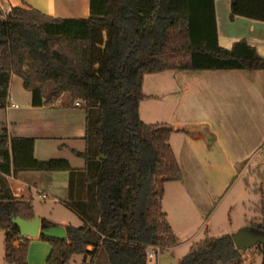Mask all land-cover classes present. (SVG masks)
<instances>
[{"label": "trees", "instance_id": "trees-1", "mask_svg": "<svg viewBox=\"0 0 264 264\" xmlns=\"http://www.w3.org/2000/svg\"><path fill=\"white\" fill-rule=\"evenodd\" d=\"M231 16L264 22V0H230ZM264 70V58L244 39L219 45L214 0H89V15L62 18L36 8L0 13V108L18 76L32 106L51 107L64 95L85 112L84 160L37 159L34 139L0 130V230L4 260L28 264L29 238L12 216L33 219L29 199L16 197L6 175L66 171L63 204L81 220L66 225L67 239L39 235L51 246L47 264H148V253L179 244L162 198L167 182L182 176L169 144L174 128L139 115L145 74L164 70ZM182 130H185L184 128ZM262 220L249 223L264 234ZM42 227L53 225L46 219ZM264 262V244L257 246ZM230 234L194 241L178 264H241Z\"/></svg>", "mask_w": 264, "mask_h": 264}, {"label": "crops", "instance_id": "crops-1", "mask_svg": "<svg viewBox=\"0 0 264 264\" xmlns=\"http://www.w3.org/2000/svg\"><path fill=\"white\" fill-rule=\"evenodd\" d=\"M230 5V0H214L219 45L230 48L234 42L244 39L264 58V22L238 15L232 17ZM14 6L33 7L62 18L89 15V0H0V13L5 15ZM147 76H151L148 81ZM24 90L21 79L12 75L7 105L0 108V130L5 128L14 137L33 138V154L37 159H67L69 156L63 151L72 154L83 151L85 112L80 104H61L60 98L51 107L32 106L31 93L27 91L26 94ZM142 92L140 118L146 123H168L174 128L169 144L182 172L179 180L165 184L162 208L167 186L174 183L176 199L179 202L186 200L199 215H204L214 209V203L221 201L239 176H249L244 180L245 191L259 195L252 207L258 214L252 220L247 219L246 223L249 226V223L261 222L264 70L169 69L145 74ZM20 94L24 95V106L18 104ZM148 99L168 102L171 107L167 113H163L155 105L150 108L152 113H146L144 118L142 102ZM68 159L74 168L84 166V162L82 166H74L71 158ZM254 171L259 182L251 186ZM5 178L14 196L29 199L31 203L34 192H41L40 196L45 195L43 198L49 197L54 201H64L67 197L66 171H20ZM231 179L232 183L228 184ZM165 212L173 229L168 210ZM36 215L53 225H69L64 220L56 221L41 214ZM29 239L27 263L47 264L46 258L51 251L49 243L40 236ZM258 258L257 264H264L259 254ZM73 259L69 264H83L79 256ZM0 264H10L4 260L3 230H0Z\"/></svg>", "mask_w": 264, "mask_h": 264}, {"label": "rangeland", "instance_id": "rangeland-1", "mask_svg": "<svg viewBox=\"0 0 264 264\" xmlns=\"http://www.w3.org/2000/svg\"><path fill=\"white\" fill-rule=\"evenodd\" d=\"M151 76H147V81ZM27 94V90H24ZM22 94L18 95V104L21 106L25 105ZM69 102V96L64 94L59 103L64 104ZM153 105V103H155ZM151 99L144 100L142 102V113L143 117L145 114H149L151 107L157 105L163 113H167L170 109L168 102H161ZM164 105V106H162ZM62 153L71 158V164L74 166H82L84 160L77 156V154H72L69 151H63ZM65 159V157H62ZM67 158V159H68ZM69 162V159H68ZM253 179H251V186L257 185L259 182L258 175L254 171ZM246 177V176H245ZM239 176L236 181L232 183L231 179L228 184H231L225 196L221 201H216L215 207L212 211H208L204 215H199L194 208L189 205L186 200L176 199L174 195V183H170L167 186L166 194L163 199L164 211L168 210L170 220L172 222L173 232L179 238L180 244H178L174 249L167 248L162 251L154 253V257L148 258V264H178L179 260L188 252L190 245L194 241H198L207 236L209 237H219L223 234H230L237 231L241 227L247 226L246 220H252L258 213L254 212V202L257 201L258 194H249L245 191L244 180L246 178ZM41 192H34V201L32 202L34 211L36 214H41L52 220L56 221H66L69 225L78 226L81 224L80 218L71 210H69L63 204L61 200H51L48 198H43L40 196ZM41 200V202H40ZM180 206H179V203ZM185 202V203H184ZM244 255L242 264H257L258 254L257 246L246 251H241ZM79 256V255H76ZM81 258V256H79ZM253 260L255 262H253Z\"/></svg>", "mask_w": 264, "mask_h": 264}, {"label": "water", "instance_id": "water-1", "mask_svg": "<svg viewBox=\"0 0 264 264\" xmlns=\"http://www.w3.org/2000/svg\"><path fill=\"white\" fill-rule=\"evenodd\" d=\"M11 222L17 225L19 234L23 237H36L45 235L47 237L67 239V233L63 225L54 224L42 227L41 219L35 215L33 219H25L19 215L12 216ZM232 241L239 251H246L260 244H264V234L254 231L250 226L239 228L231 233Z\"/></svg>", "mask_w": 264, "mask_h": 264}, {"label": "built area", "instance_id": "built-area-1", "mask_svg": "<svg viewBox=\"0 0 264 264\" xmlns=\"http://www.w3.org/2000/svg\"><path fill=\"white\" fill-rule=\"evenodd\" d=\"M75 104H76V105H79V101H76ZM43 197H45V195H43ZM148 257H149V258L154 257V253H153V251H150V252L148 253Z\"/></svg>", "mask_w": 264, "mask_h": 264}]
</instances>
